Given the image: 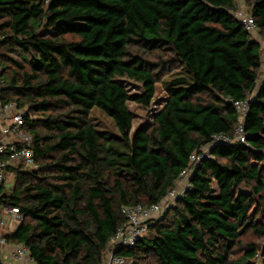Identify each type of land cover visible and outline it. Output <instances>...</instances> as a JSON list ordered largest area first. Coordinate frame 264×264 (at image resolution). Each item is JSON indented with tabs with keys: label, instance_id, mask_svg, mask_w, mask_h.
<instances>
[{
	"label": "trees",
	"instance_id": "16d2710c",
	"mask_svg": "<svg viewBox=\"0 0 264 264\" xmlns=\"http://www.w3.org/2000/svg\"><path fill=\"white\" fill-rule=\"evenodd\" d=\"M244 6L264 36V0ZM236 8V0H0V100L23 112L35 163L4 170L13 185L0 183V208L22 216L7 243L23 244L33 264H102L121 208L160 202L206 149L190 187L116 254L127 264H264V242L232 258L246 235L264 238L261 54ZM167 68L178 72L162 106L132 129L127 103L148 107ZM226 98H248L245 143L213 139L238 125ZM94 108L115 132L95 128Z\"/></svg>",
	"mask_w": 264,
	"mask_h": 264
},
{
	"label": "built area",
	"instance_id": "2783aa9c",
	"mask_svg": "<svg viewBox=\"0 0 264 264\" xmlns=\"http://www.w3.org/2000/svg\"><path fill=\"white\" fill-rule=\"evenodd\" d=\"M232 15L239 21L244 30L258 41L261 54L259 78L264 79V38L255 36L257 30L255 20L243 4L238 3ZM225 100L238 113V125L235 127L232 136L215 135L213 139L221 143H245L246 136L243 130V120L248 109V98L243 100L226 98ZM0 119L3 120L0 132L4 138L6 137L5 141L0 140V157H7L6 160H0V183H2L6 179L7 173L4 170L7 166L13 167L15 164L22 163L25 167H34L35 163L30 149L32 137L22 130L24 125L23 112L17 108L16 104H2L0 100ZM206 153L207 150L203 149L200 153L192 154L189 158V167L182 172L181 177L187 176L188 178L192 166L205 157ZM189 187L190 184L187 180L181 190H177L174 186L168 190L165 197L158 203H153L149 206L122 207L120 212L125 220L108 242L102 264H127L122 256L116 254V250L118 248H133L138 240L147 233L148 227L163 215L164 211L172 205L177 196ZM5 216H8L10 220L5 219ZM21 220L22 216L16 207L4 206L0 208V254L8 244L4 237L6 230L12 231L16 224L19 225ZM8 256L12 261L20 263L24 258L28 257V251L23 244H12L8 251ZM30 261L32 262L31 259Z\"/></svg>",
	"mask_w": 264,
	"mask_h": 264
},
{
	"label": "rangeland",
	"instance_id": "374dc122",
	"mask_svg": "<svg viewBox=\"0 0 264 264\" xmlns=\"http://www.w3.org/2000/svg\"><path fill=\"white\" fill-rule=\"evenodd\" d=\"M238 3L244 5V0H236V4ZM255 36H258L259 38H264V36L262 35V33L259 32L258 29L255 32ZM164 72H167V73L165 75H161L159 81L155 84V92L153 94V97L148 107H142L132 102L127 103V106L133 116L132 129H134L140 124H147L151 122L152 114L155 112V110L159 109L162 106L163 101L165 100V97H166V93L164 90V84L165 82L169 81L177 74L178 69L173 70V69L167 68V69H164L161 74H163ZM127 87H128V90L135 92L136 85L134 83L127 85ZM252 95L253 94H250L248 96L250 97ZM89 117L92 123L95 125V128L97 130L106 131V132H115V128L113 127L110 118H108L98 109L96 108L92 109L90 111ZM16 166L18 165L15 164L13 167H16ZM12 185H13V175L6 174V179L3 183L4 189L9 191L12 188ZM260 205H261V210L264 212V201H261ZM257 217L262 218L261 214L258 215ZM262 219L264 220V218ZM247 242H254L255 245L261 246L264 242V238H256L250 234L246 235L242 239V244L238 248L235 249L234 254L232 255V258H236L242 253L243 247L245 246ZM149 261L153 262L154 260L150 259ZM256 263L260 264L258 258L256 259ZM0 264H33V263L30 261L29 257H26L20 263H16L12 261L11 259H8L6 262L0 259Z\"/></svg>",
	"mask_w": 264,
	"mask_h": 264
},
{
	"label": "crops",
	"instance_id": "0c3cea01",
	"mask_svg": "<svg viewBox=\"0 0 264 264\" xmlns=\"http://www.w3.org/2000/svg\"><path fill=\"white\" fill-rule=\"evenodd\" d=\"M2 125H3V120L0 119V128L2 127ZM5 138L3 137V135L0 132V140L2 139V141H5ZM7 139H9V138H7ZM1 159H2V156L0 157V160ZM184 177H185V179H184ZM184 177H181L176 182L175 188L177 190H181L184 187V185L186 184L188 178H187V176H184ZM5 217H6L5 219L10 220V218L8 216H5ZM18 226L19 225L16 224L15 227L12 229V231H7L6 230L5 234H8V233H11V232L15 231L18 228ZM11 245H12L11 243H8L7 246L3 249L2 253L0 254V259L4 260V262H6L8 259H10L9 256H8V251L10 250Z\"/></svg>",
	"mask_w": 264,
	"mask_h": 264
}]
</instances>
